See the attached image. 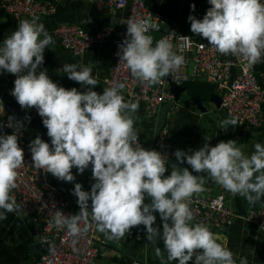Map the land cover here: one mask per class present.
<instances>
[{"label": "clouds", "instance_id": "clouds-1", "mask_svg": "<svg viewBox=\"0 0 264 264\" xmlns=\"http://www.w3.org/2000/svg\"><path fill=\"white\" fill-rule=\"evenodd\" d=\"M208 3L211 7L203 19L188 17L191 32L221 55L251 65L264 59V0ZM191 8L194 12L196 5ZM123 23L127 31L119 46V65L140 82L160 84L185 63L168 37L153 42L143 20L130 17ZM53 44V36L38 18L20 20L0 43V75L7 72L17 77L10 94L23 109L35 108L47 129L50 143L37 136L29 144L34 170L73 182V168L83 174L91 165L95 181L91 190L76 183L72 192L80 213L66 216L55 211L57 228L66 227L75 237L81 231L79 221L90 214L97 231L112 241L143 225L149 242H163L167 260L159 247L155 250L161 264H237L233 252L208 226L193 223L189 202L204 190L205 177L230 194L246 197L250 205L264 202V144L256 143L248 156L236 140L212 146L206 137L208 142L198 150L177 149L178 163H172L170 174L165 175L169 170L164 155L139 143L135 128L139 103L125 101L117 86L104 88L102 94L95 91L98 80L83 63L63 64L62 72L86 91L55 83L42 67L45 50ZM237 124L230 113L219 127L227 131ZM0 127L14 129L13 134L0 133V220H4L21 207L11 193L25 164L19 145L24 125L9 117ZM185 162L192 171L179 166ZM147 198L150 203L145 202ZM156 213L162 230L154 226ZM239 264H249L247 257H240Z\"/></svg>", "mask_w": 264, "mask_h": 264}, {"label": "crops", "instance_id": "crops-1", "mask_svg": "<svg viewBox=\"0 0 264 264\" xmlns=\"http://www.w3.org/2000/svg\"><path fill=\"white\" fill-rule=\"evenodd\" d=\"M45 1V0H42ZM149 9L161 19L166 21L167 30L192 37L196 43H201L205 39L196 36L191 32L188 17L194 15L197 19H203L207 10L211 7L208 0H146ZM195 4L193 12L191 5ZM127 10L110 12L109 10L99 11L95 2L90 0H62L58 5L56 13L45 19H38L43 23L53 36L54 44L45 50V61L43 68L47 69L50 78L58 85L71 89L73 87L81 91H86L80 83L68 79L67 73L62 72L63 64H81L92 68V74L97 78L98 83L95 91L102 94L106 88V81L110 77L111 69L114 64L113 47L111 45L93 46L86 54L76 56L73 52L66 49L55 34V29L61 24L80 25L87 33L96 34L106 28H112L115 36H120L123 32L124 21L128 15ZM28 19L23 18L21 20ZM30 20V19H29ZM4 11L0 10V43L15 31L18 22ZM153 42L158 41L162 34L151 33ZM258 73L264 71V59L257 67ZM184 73L189 75V80L182 86L185 87L184 93L178 103L171 109L166 125L169 131V140L173 151L177 149L191 152L198 150L208 142L209 138L212 146L219 142L236 140L237 146L242 149L245 155L250 156L254 151L256 143L264 144V127L252 129L247 126L235 125L229 127L227 131L221 129L220 122L228 116L221 109L220 94L215 84L207 77L193 76L190 79L189 66L184 69ZM238 69L233 70V78L236 77ZM171 90V89H170ZM211 95L218 96L216 100L210 99ZM0 98L5 102L9 115L19 120L23 114V108L14 99L5 94L4 82H0ZM138 119L135 128L138 132L140 145L151 150L157 138L161 125V111L155 120L150 119L147 114V107L139 103V110L136 113ZM0 133L12 134L7 127H0ZM37 136L45 142L50 143L47 136V129L42 123V118H35L27 134V142L30 143ZM172 163H178L175 155L167 165L169 175ZM180 167H191L184 164ZM75 181L64 182L50 174V180L60 186L65 192L69 205L75 211L78 208L77 197L72 192L76 183H80L85 190V174H80L76 168L72 169ZM194 175H200L193 172ZM95 181L91 177L88 191ZM204 190L199 194H194L202 198H214L224 194L227 203L235 211L244 217L250 210L263 209L264 202L250 205L246 197L233 195L226 192L222 187L211 182L210 178L205 177L203 181ZM146 203H150L147 198ZM156 225L162 230V220L156 213ZM41 230L39 221H33L15 214L8 213L7 218L0 220V264H37L47 251L46 245L37 240V234ZM217 235L221 242L225 244L234 254L237 264L240 257H247L249 264H264V234L255 226L251 225L243 218H238L229 227L220 229L210 228ZM98 247L102 253L107 255L97 259L96 264H161V257H157L155 250L161 249L162 258L167 260V252L164 250L162 241L149 242L146 238L144 226L133 228L124 238L116 241L117 244L111 245L107 236L97 231ZM175 264V262H172ZM191 264V262H190Z\"/></svg>", "mask_w": 264, "mask_h": 264}, {"label": "built area", "instance_id": "built-area-1", "mask_svg": "<svg viewBox=\"0 0 264 264\" xmlns=\"http://www.w3.org/2000/svg\"><path fill=\"white\" fill-rule=\"evenodd\" d=\"M90 1L95 2L99 11L109 10L113 13L127 10L125 21L130 17L143 20L149 35L160 33L162 34L160 39L168 37L174 50L185 58L181 68L170 74L177 86H182L189 80V75L184 73V69L194 61L193 76L207 77L216 85L222 98L221 109L227 116L231 113L236 117L239 126L252 129L264 127V71L258 73L257 70L261 61L254 65L247 64L234 56L219 54L209 46L206 39L196 43L190 36L168 31L166 21L149 9L146 0ZM61 2L62 0H0V10L15 20L45 19L56 13ZM126 31V23L120 36H115L112 28L89 34L80 25L61 24L56 27L55 34L62 45L76 56L86 54L93 46L111 45L114 64L106 81V87L117 86L125 101L145 104L148 117L155 120L162 108L174 101V96L167 77L163 78L162 83L150 86L134 78L123 64L119 65V46L126 38ZM235 69H238V73L233 78ZM16 78L15 75L7 72L0 75V82L3 81L5 85V94L14 100L10 93ZM9 117L12 116L9 115L4 100L0 98V124L6 125ZM38 117L40 116L35 108L23 109L21 118L16 120L22 121L24 125L19 145L25 153V164L18 170L17 186L11 193L21 205L19 211L14 213L35 222L39 221L41 224L37 240L46 245L47 251L37 264H96L99 257L107 254L102 253L98 247L97 229L91 221L90 214L79 221L81 231L75 237L66 227L58 229L54 223L55 211H62L66 216L77 215L80 213V208L78 206L76 211L71 208L63 189L50 180V173L34 170L32 167L30 143L26 138L33 120ZM8 129L13 134L14 129ZM151 150L164 155L166 166L172 160L174 151L166 126L159 132ZM84 177L85 191H88L92 177L91 165ZM189 207L193 212V223H202L209 228L220 229L231 226L238 218H243L264 234V229H261L264 226V208L250 210L242 217L227 203L224 194L214 198L195 195L189 202Z\"/></svg>", "mask_w": 264, "mask_h": 264}, {"label": "water", "instance_id": "water-1", "mask_svg": "<svg viewBox=\"0 0 264 264\" xmlns=\"http://www.w3.org/2000/svg\"><path fill=\"white\" fill-rule=\"evenodd\" d=\"M194 68H195V63L194 61H191V63L189 64V74H190V79L192 80L193 75H194ZM167 80L170 84V89H171V93L174 96V101L168 103L167 105H165L162 110H161V125L158 131L159 132L167 125L168 122V117L171 115V109L173 108V106L175 105V103H178L181 99V95L184 93L185 91V87L183 86H177L172 77L169 75L167 77ZM218 96L215 95H211L210 99L212 100H216ZM222 101V98L220 97V102ZM221 106V104H220ZM171 142V141H170ZM111 245L117 244L116 241H112L110 242Z\"/></svg>", "mask_w": 264, "mask_h": 264}, {"label": "trees", "instance_id": "trees-1", "mask_svg": "<svg viewBox=\"0 0 264 264\" xmlns=\"http://www.w3.org/2000/svg\"><path fill=\"white\" fill-rule=\"evenodd\" d=\"M2 124V123H1Z\"/></svg>", "mask_w": 264, "mask_h": 264}]
</instances>
